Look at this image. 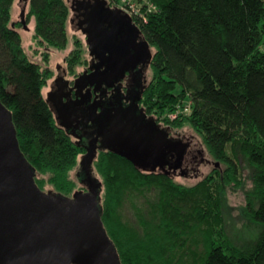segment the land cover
<instances>
[{
    "label": "trees",
    "instance_id": "trees-1",
    "mask_svg": "<svg viewBox=\"0 0 264 264\" xmlns=\"http://www.w3.org/2000/svg\"><path fill=\"white\" fill-rule=\"evenodd\" d=\"M13 1L0 0V102L34 183L71 196L78 193L70 178L78 151L42 97L46 69L24 52L21 24L10 25ZM149 1L158 10L139 25L153 50L144 104L160 123L190 127L214 165L193 186L175 182L172 173L184 175L179 160L187 143L180 139L176 168L145 172L114 154L99 156L94 171L105 234L119 264H264V0ZM26 6L38 42L46 50L65 48L66 1L28 0ZM78 52L74 47L70 55ZM184 100L189 114L165 116ZM238 153L251 171L245 226L261 228L248 248L231 240L221 211L225 188L240 185Z\"/></svg>",
    "mask_w": 264,
    "mask_h": 264
},
{
    "label": "water",
    "instance_id": "water-1",
    "mask_svg": "<svg viewBox=\"0 0 264 264\" xmlns=\"http://www.w3.org/2000/svg\"><path fill=\"white\" fill-rule=\"evenodd\" d=\"M97 1L100 2L99 8H88L81 15L83 19L78 23V30L85 37L90 55H96L101 63L113 61V72L96 71L88 78L96 80L98 86L105 81L111 85L109 81L115 83L123 76L125 67L122 63L137 55L135 52L130 54V50L134 49L139 29L124 11L115 6L114 9L108 8L105 0ZM66 2L69 5L70 0ZM27 3L28 0L16 3L20 6L19 18L24 29H27L24 20ZM69 9L74 11L72 7ZM70 29L76 27L70 24ZM141 46V52L150 60L153 54L149 44L143 40ZM82 79L83 75L79 76L76 83ZM59 106L54 102L57 113ZM168 133L169 137L187 143L179 160L186 168L184 175H178V172L172 175L202 176L199 165L209 164L210 160L199 141L189 131L173 132L170 129ZM154 138L157 166H160L159 162L161 166L165 165L167 153L176 148L175 142L168 139L162 129H157ZM117 153L130 158L122 151ZM92 157L91 148L83 160L89 186L87 192L64 196L41 190L34 183L33 169L18 147L10 114L0 102V264H119L101 220L99 185L89 177L88 166ZM178 165L176 161L174 168Z\"/></svg>",
    "mask_w": 264,
    "mask_h": 264
},
{
    "label": "flooded vegetation",
    "instance_id": "flooded-vegetation-1",
    "mask_svg": "<svg viewBox=\"0 0 264 264\" xmlns=\"http://www.w3.org/2000/svg\"><path fill=\"white\" fill-rule=\"evenodd\" d=\"M105 1L108 8L114 9L110 3L111 0ZM68 6L74 9L71 11L72 18L69 17L68 21L76 27L77 31H80L78 23L83 19L81 15L88 8L93 10L99 8L100 2L97 0H70ZM21 21L19 18L18 22L22 26ZM133 24L139 29V25L134 22ZM141 41L143 38L139 30V34L135 38L134 49L130 50V54L134 52L137 54L136 57L122 63L125 67L124 74L115 83L109 81L111 85L105 81L98 86L94 82L96 80L88 78V75L96 71L108 72L111 70L113 72V61L101 63L96 55H90L85 37L82 48H79L80 52L71 56L70 52L74 49L73 47L61 58V62L54 63L52 66L48 64L47 58L42 61L43 68L48 74L41 90L42 97L52 113L55 124L78 151L75 173L81 186L78 192L85 193L89 188L87 176L84 174L83 160L91 148L93 157L88 166V173L100 188V181H96L93 176L95 163L99 156L114 154L129 161L136 168L152 172L157 171L156 143H154V141L156 142L154 137H157V129L164 130L167 133V138L177 144L175 138L169 137V125L157 122L153 113H149L147 105L144 104L145 90L150 81L148 77L149 70L151 71L152 57L149 60L141 52ZM85 48L87 52H84ZM150 50L153 54L151 47ZM108 66H111V69ZM82 75L83 79L76 83L77 78ZM54 102L61 105L58 113L55 111ZM57 117L59 118L57 119ZM140 145L144 146L140 147ZM138 147L140 148L138 149ZM117 151L126 153L130 158L127 159ZM176 154V148L173 152L167 153L166 169L175 167L173 158ZM159 164L161 166L160 162ZM179 166L185 172L186 168H183V164Z\"/></svg>",
    "mask_w": 264,
    "mask_h": 264
},
{
    "label": "rangeland",
    "instance_id": "rangeland-1",
    "mask_svg": "<svg viewBox=\"0 0 264 264\" xmlns=\"http://www.w3.org/2000/svg\"><path fill=\"white\" fill-rule=\"evenodd\" d=\"M66 1V0H65ZM19 0H14L13 4L11 6V16H10V25H13L14 23H19V14H20V6L17 5ZM67 3V2H66ZM112 6H115L114 2H110ZM28 8L25 7V13L27 12ZM71 16V11L69 14V17ZM69 20V18H68ZM35 20L34 17H30L29 20L26 22V28L24 29L21 27H18L17 30L20 34L21 38V45L23 47L24 52L29 57V59L35 63L40 64L43 67V57H45L44 52L48 51L47 59L48 64L54 65L56 62H61V58L64 57L73 47L82 48L84 44V36L81 34L80 31L71 30L70 29V23L67 21L66 31H67V43L65 48L63 49H55V48H49L46 50V47L44 44H41L38 42L36 36H35ZM75 39H77L79 42L75 43ZM153 51V50H152ZM87 52L86 48L85 51ZM151 71L149 70V77L151 78ZM154 115V114H153ZM155 117V116H154ZM159 122V121H157ZM165 125V124H164ZM170 127V126H169ZM173 132L176 130L180 132L181 130L185 133H188L193 137H195L199 143L201 144V148L206 154V156L209 158L210 162L205 163V165H199V170L203 172L202 176H196L195 178H188L184 176H176L172 175V179L182 185L185 186H193L196 184L201 178L208 175L211 170L213 169L212 158L210 157L207 150L204 148L200 138L197 134H195L190 127L187 125H184L178 129L170 128ZM229 148L227 147V152H229ZM237 159L239 163V171H238V179L240 180L238 186L234 187H226L224 191L223 196V203H222V216L224 218L225 223V229L231 240L238 246L242 248H248L252 243L256 240L260 229L256 227V225L251 226H245L248 224L244 217H243V211L242 208L244 206V194L247 190L251 187V180H250V169L247 165V163L242 158L241 154H237ZM212 161V162H211ZM77 166H75L72 171L70 172V178L75 181L77 190L81 189L80 184L78 183V180L75 177V171ZM93 176H96L95 171H93ZM43 191H52V188L45 184L42 188Z\"/></svg>",
    "mask_w": 264,
    "mask_h": 264
},
{
    "label": "built area",
    "instance_id": "built-area-1",
    "mask_svg": "<svg viewBox=\"0 0 264 264\" xmlns=\"http://www.w3.org/2000/svg\"><path fill=\"white\" fill-rule=\"evenodd\" d=\"M114 3L115 7L124 11L137 25L146 23L148 16L156 13L158 10L149 0H115ZM190 107V102L184 100L177 104L175 109L165 116L170 120L176 119L179 116L189 114Z\"/></svg>",
    "mask_w": 264,
    "mask_h": 264
}]
</instances>
